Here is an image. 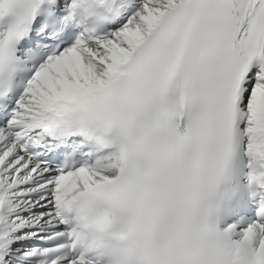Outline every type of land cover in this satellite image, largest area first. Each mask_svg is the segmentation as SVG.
Segmentation results:
<instances>
[{
  "label": "snow or ice",
  "instance_id": "snow-or-ice-1",
  "mask_svg": "<svg viewBox=\"0 0 264 264\" xmlns=\"http://www.w3.org/2000/svg\"><path fill=\"white\" fill-rule=\"evenodd\" d=\"M0 264H264V0H0Z\"/></svg>",
  "mask_w": 264,
  "mask_h": 264
}]
</instances>
